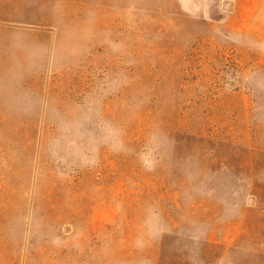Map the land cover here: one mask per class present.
<instances>
[{"label": "rangeland", "instance_id": "obj_1", "mask_svg": "<svg viewBox=\"0 0 264 264\" xmlns=\"http://www.w3.org/2000/svg\"><path fill=\"white\" fill-rule=\"evenodd\" d=\"M0 264H264V0H0Z\"/></svg>", "mask_w": 264, "mask_h": 264}]
</instances>
